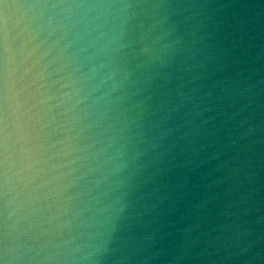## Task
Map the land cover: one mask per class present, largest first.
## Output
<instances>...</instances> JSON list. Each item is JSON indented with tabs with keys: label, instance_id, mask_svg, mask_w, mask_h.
I'll return each mask as SVG.
<instances>
[{
	"label": "water",
	"instance_id": "water-1",
	"mask_svg": "<svg viewBox=\"0 0 264 264\" xmlns=\"http://www.w3.org/2000/svg\"><path fill=\"white\" fill-rule=\"evenodd\" d=\"M0 264H264V0H0Z\"/></svg>",
	"mask_w": 264,
	"mask_h": 264
}]
</instances>
